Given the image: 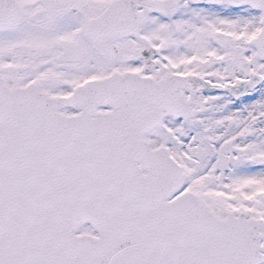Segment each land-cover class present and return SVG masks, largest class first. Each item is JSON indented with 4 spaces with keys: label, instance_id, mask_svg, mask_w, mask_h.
<instances>
[{
    "label": "snow or ice",
    "instance_id": "obj_1",
    "mask_svg": "<svg viewBox=\"0 0 264 264\" xmlns=\"http://www.w3.org/2000/svg\"><path fill=\"white\" fill-rule=\"evenodd\" d=\"M0 264H264V0H0Z\"/></svg>",
    "mask_w": 264,
    "mask_h": 264
}]
</instances>
